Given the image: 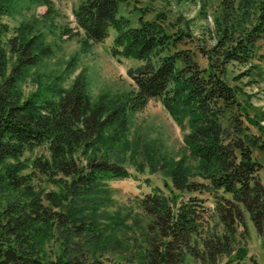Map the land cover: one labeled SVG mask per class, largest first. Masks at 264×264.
Here are the masks:
<instances>
[{"label":"trees","instance_id":"obj_1","mask_svg":"<svg viewBox=\"0 0 264 264\" xmlns=\"http://www.w3.org/2000/svg\"><path fill=\"white\" fill-rule=\"evenodd\" d=\"M12 1L0 0V264H106L105 256L114 257L109 264H187V258L196 264H244L247 249L235 248L238 227H246L247 213L264 237V185L262 167L239 138L233 111L243 110L238 91L226 80V65L256 57V43L264 41V0H218V40L207 69L193 54L176 50L178 40L167 34L160 15L133 28L119 16L126 0L82 1L73 11L76 29L84 35L81 48L102 43L112 29L113 54L143 63L130 73L135 91L108 103L94 102L80 78L65 89L61 76L24 96L22 81L51 48L29 23L7 37L2 18ZM33 1L52 10L50 0ZM153 100L189 128L184 142L196 164L162 158L161 167L180 195L157 189L141 199L147 220L132 222L137 233L130 238L127 217L108 209L107 182L131 177L125 165L135 152L127 134L133 116ZM228 116L232 125L225 127ZM256 126L264 138V127ZM41 146H48L49 159H22ZM29 167L58 191H35L24 174ZM196 175L230 197L222 198L227 207L216 205L215 226L204 222L209 210L203 200L183 196L202 187L191 181Z\"/></svg>","mask_w":264,"mask_h":264},{"label":"rangeland","instance_id":"obj_2","mask_svg":"<svg viewBox=\"0 0 264 264\" xmlns=\"http://www.w3.org/2000/svg\"><path fill=\"white\" fill-rule=\"evenodd\" d=\"M82 1L84 0H50L51 11H47L45 6L33 0H15L9 4V14L2 18V22L9 27L7 37L12 36L13 30L19 26L29 23L34 25L43 44L51 48V54L30 68L22 81L24 96L33 93L39 87L50 85L57 76H61L65 81L63 83L65 89L70 88L76 79H82L91 98L97 103L100 101L108 103L117 96L135 91L130 73H135L143 63L131 58L116 57L113 54L115 31L109 30L107 39L102 43L92 45L88 50L81 48L84 35L82 31L76 29L73 11ZM218 4V0H126L119 9V16L127 20L129 27L133 28L139 26L140 20L155 21L159 15L160 18H165L167 34L178 40L176 50L193 54V59L199 67L207 69L208 55L210 50L216 47L218 40L214 24ZM158 23L161 24V21ZM263 53L264 41L259 40L256 43V57L248 64L230 62L226 65V80L238 91L241 109L245 112L247 108L246 117L254 122L249 123L243 111L238 109L233 111L236 113L237 124H240L239 138L251 147L254 159L262 167L259 178L264 185L262 147L264 138L256 126L258 124L264 127V58L261 57ZM12 65L13 62L10 61L8 73ZM223 125L225 127L232 125L230 116L223 121ZM188 133L189 128L186 125L180 127L158 100L150 101L143 110L133 116L127 140L135 153L133 159L128 160L125 165L131 177L107 182L112 199L108 209L127 217L126 225L129 230L126 234L130 238L137 233V230L131 227L132 222L143 225L147 220L139 207L138 202L141 199L156 192L157 189L160 194L167 195L172 190L175 196L180 195L172 187L161 164L162 158L174 160L185 158V162L196 164L191 161L184 142V137ZM127 152L129 154L130 151ZM22 159L28 163L34 159H49L48 146H41L25 153ZM79 160L83 161L81 156ZM150 162L153 163L154 170ZM24 174L28 175L35 191L43 194L58 191V188L48 183L47 177L42 176L37 170L32 171L29 167ZM191 181L202 184V187L198 185L193 193L183 196H194L203 200L209 210L204 222L207 223L208 220L210 226L219 224L215 207L218 203L227 207L222 198L230 197L221 190L209 188L207 181L200 175L193 176ZM244 221L246 227L239 225L235 248L247 249L244 264H264V237L256 233L247 213H244ZM132 239L127 240L129 245L134 244ZM138 241L141 240L138 238ZM104 258H109L105 262L109 264L114 257ZM225 260L226 257H223L220 262ZM186 262L196 264L189 258Z\"/></svg>","mask_w":264,"mask_h":264}]
</instances>
